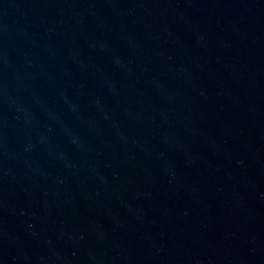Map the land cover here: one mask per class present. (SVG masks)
Listing matches in <instances>:
<instances>
[{
    "label": "water",
    "instance_id": "water-1",
    "mask_svg": "<svg viewBox=\"0 0 264 264\" xmlns=\"http://www.w3.org/2000/svg\"><path fill=\"white\" fill-rule=\"evenodd\" d=\"M0 106L264 237V0H0Z\"/></svg>",
    "mask_w": 264,
    "mask_h": 264
}]
</instances>
